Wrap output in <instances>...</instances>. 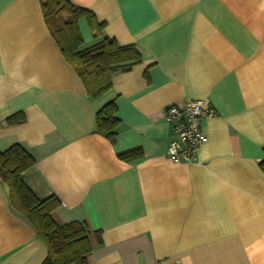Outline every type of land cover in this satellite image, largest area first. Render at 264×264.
Wrapping results in <instances>:
<instances>
[{
    "label": "crops",
    "instance_id": "1",
    "mask_svg": "<svg viewBox=\"0 0 264 264\" xmlns=\"http://www.w3.org/2000/svg\"><path fill=\"white\" fill-rule=\"evenodd\" d=\"M68 1L93 15L77 21L82 48L108 36L141 57L91 98L40 0H0V151L33 156L23 182L59 199L56 223H84L87 264H264V0ZM196 98L216 111L201 122L207 141L174 162L166 108ZM109 101L114 142L96 130ZM133 147L140 158L117 156ZM46 254L0 179V264Z\"/></svg>",
    "mask_w": 264,
    "mask_h": 264
},
{
    "label": "trees",
    "instance_id": "2",
    "mask_svg": "<svg viewBox=\"0 0 264 264\" xmlns=\"http://www.w3.org/2000/svg\"><path fill=\"white\" fill-rule=\"evenodd\" d=\"M45 23L65 59L74 67L87 94L97 98L111 87L112 73L128 70L140 59L141 52L134 44L119 45L113 37L103 36L98 42L82 48L83 37L78 27L81 16L93 17L86 9L68 0H40ZM103 23L97 27L98 34ZM113 101L105 103L96 112V130L111 142L115 141V128L119 119L114 116ZM23 114L7 118L8 123L20 122ZM122 160H134L142 156L140 147L119 151ZM35 162L33 156L19 143L0 151V179L9 189L11 206L36 229L44 241L47 254L41 264H87L91 251L87 230L83 222L76 220L58 224L52 212L60 201L55 196L39 199L23 182L21 174ZM260 165L264 171V158Z\"/></svg>",
    "mask_w": 264,
    "mask_h": 264
},
{
    "label": "built area",
    "instance_id": "3",
    "mask_svg": "<svg viewBox=\"0 0 264 264\" xmlns=\"http://www.w3.org/2000/svg\"><path fill=\"white\" fill-rule=\"evenodd\" d=\"M215 114V108L200 98L188 99L182 105H169L165 111V121L171 131L167 157L174 162L196 160L200 147L207 141L201 129L202 119Z\"/></svg>",
    "mask_w": 264,
    "mask_h": 264
}]
</instances>
